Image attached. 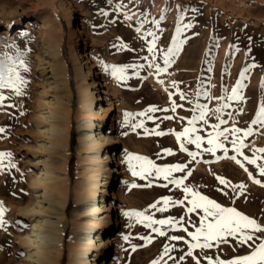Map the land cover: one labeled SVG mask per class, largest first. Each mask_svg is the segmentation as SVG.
I'll return each instance as SVG.
<instances>
[{"label": "rangeland", "instance_id": "obj_1", "mask_svg": "<svg viewBox=\"0 0 264 264\" xmlns=\"http://www.w3.org/2000/svg\"><path fill=\"white\" fill-rule=\"evenodd\" d=\"M72 7L75 11L71 10ZM69 13L71 15L75 13L77 18L75 25H72ZM25 22L30 23V29L23 28ZM8 24H12L13 27L12 32L6 34ZM183 24L192 25L180 36L185 43L173 58L167 73L158 77L155 69L148 65L158 63L163 67L162 54L159 50H166L172 46L176 28L182 27ZM138 28L139 32L136 31ZM149 30L155 32L158 37L155 61L147 51L152 37L142 39ZM48 38L59 39L61 57L67 63L71 85L68 99L73 109L68 128L66 155L72 174L70 201L65 219L66 235H68L65 236V251L61 253L58 264H71V240L77 234L73 221L77 213L82 211L76 202L74 187L78 184V173L82 171V169L78 170L77 163L79 138L85 132V129L80 128V121L76 119L80 100L77 89L80 79L76 78V63L73 59V51L76 48H79L95 66L98 71L96 80L100 81V85H107L103 88L97 87L103 98L99 104L107 108L111 107V103L115 106V109L109 113L111 115L104 133L109 131L112 137L120 140L116 144V155L120 159L122 174H116L119 179L116 181L119 197L113 199L115 205L119 207V225L116 226L115 235L119 241L111 248L106 263L152 264L154 260L159 259L164 244L174 245L176 250L171 255L179 257L182 251L186 252L187 246L182 241H171L168 237L180 235L190 240L185 232L165 229L168 235L159 237L144 224L137 223L134 217L125 216L124 213L142 211L146 215H152L153 219L185 216L187 221L188 216L185 215L184 207H170L166 212H159L150 207L163 196L176 199L182 198V193L173 185H169L168 188L160 187L166 183L163 180L152 179L153 186L147 187V180L132 175L126 158L128 154L144 156L159 166H165L189 163L190 157L179 151V145L173 135H145L144 129L133 130L131 124L143 119L145 128L149 130L159 125L157 130L166 133L170 130L182 131L187 126V120L193 115L191 109L195 104H207L209 109H215L228 103L229 107L221 114V119H225L227 123L221 126V130L233 126L241 129L252 127L254 134L245 139L248 147L243 149L244 154L252 158L255 149L264 148V126L251 123L260 106L264 104V0H0V72L6 71L7 67V61L2 58L4 53L23 59L28 68L27 72L22 68L19 69L21 76L27 81L22 85V95L17 96L11 89H0V94L6 97L3 101L4 106L0 107V128L5 129V132L0 133V152L11 153V161L4 160L3 171H0V202L6 209L4 219L7 221L6 230L0 229V255H4L11 264L16 262L23 264L25 255L24 250L21 249V237L13 238V243L11 236L24 229L28 230L30 225L26 213L19 210L12 202V196L21 195L25 202L34 198L29 185L37 172V167L40 166L36 163L38 156L42 154L37 150V141L42 139L37 131L44 124L39 118V112L42 110L41 107L46 108L43 99L51 97L42 91L40 60L43 59L44 40ZM121 44L126 47L121 49ZM12 45H15L16 50L9 47ZM145 57L147 59H144ZM101 61L118 67L128 65H144V67L139 70L138 75L136 68L128 67L125 73L128 79L118 82L110 72L104 70ZM253 63L256 67L246 73L247 78L242 81L243 88L240 94L244 100L228 101L226 97L231 95V89L241 79L240 73ZM159 79L164 80L165 83L161 85ZM173 82L178 85L179 91L187 94L188 99L192 101L191 104L180 101L177 90L172 87ZM169 92L174 93L172 99L177 104L183 105L178 107L175 113L158 111L150 114L153 120L136 117L129 125L124 124L125 112L135 114L153 106L170 109ZM220 97L225 99L221 100ZM67 102L69 107V101ZM99 104L94 107L96 110L99 109ZM166 115L175 118L163 120ZM179 117L185 119L181 121ZM207 118L208 126L203 125L202 122L197 125L202 129L199 134L205 139L208 138L207 133L212 131L210 126L218 123L216 115L212 112L208 113ZM94 120L99 123L100 117H94ZM73 128L74 140H72ZM204 147L207 145L205 144ZM225 147L229 149V156L235 155L231 151L230 142L225 141ZM165 148H171L175 155H163ZM188 149L196 151L194 145H188ZM257 155L261 157L257 163L264 165V154ZM217 157L221 158L217 159ZM222 157L223 152L220 150L215 157L202 153L198 162L189 163L193 176L185 183L205 186L201 188L203 194L210 195V198L216 199L224 206L236 207L244 214L257 218L258 222L264 225V187L253 184L243 168L234 161ZM237 158L250 172H253L255 178L264 183V177L259 176L254 165H249L242 156ZM54 159L58 160L56 157ZM9 163L15 164L16 167H9ZM87 166L92 170L97 169V162L93 159L87 160ZM214 174L224 176L234 184L244 183L247 186L245 195L233 203L229 197L216 192L215 188L223 186L215 180ZM174 175L179 177L183 173ZM133 184L137 187H132ZM119 189L123 190V194L119 193ZM190 216L198 222L196 213ZM79 217L80 224H91L89 215L84 214ZM184 226L188 227L189 231H195L187 223ZM145 236L152 237L151 244L141 239ZM233 246H236V241L230 239L229 244L219 245L205 252L196 249L193 254H199V257L203 258L206 253L214 259L219 257L227 260L250 252L249 248L238 246L234 251ZM94 250V247L90 250L89 257L93 256ZM161 264L164 262L162 261ZM167 264H173V261L167 260ZM182 264H194V261L185 255ZM202 264H207V260L202 259Z\"/></svg>", "mask_w": 264, "mask_h": 264}, {"label": "bare ground", "instance_id": "obj_2", "mask_svg": "<svg viewBox=\"0 0 264 264\" xmlns=\"http://www.w3.org/2000/svg\"><path fill=\"white\" fill-rule=\"evenodd\" d=\"M71 10L75 11L74 7ZM70 17L72 25H75L77 21L75 13L72 15L69 13V19ZM12 27V24H8L6 34L12 32ZM23 28L30 29V23L25 22ZM58 40L56 38L44 40L43 59L40 60L42 91L51 98L43 99L46 108L41 107L42 110L39 112V118L44 124L37 131L42 138L37 141V150L42 154L38 156L36 163L40 166L37 167V172L29 185L34 198L25 202L21 195L12 196V202L26 213L30 221L28 230L24 229L11 236L12 242L16 237H21H19L22 242L21 249L25 254L23 264H58L61 253L65 251V236L68 235L65 219L70 201L72 175L66 155L68 128L73 109L68 99L71 85L67 63L62 60ZM73 59L76 63V78L80 79L77 85L80 100L76 119L80 121V128L85 129V132L79 138L77 163L78 170L82 171L78 173V184L74 186L76 202L82 211L77 213L73 221L77 234L71 240L70 263L108 264L106 261L109 260L111 248L119 241L115 236L116 226L119 225V207L115 205L113 199L119 197L116 186L119 179L116 174H122L120 159L116 155V144L120 140L112 137L109 131L104 133L111 115L109 113L115 106L111 103V107L107 108L99 104L103 98L97 88L101 86L100 81L96 80L98 71L89 58L76 48L73 51ZM103 87L107 85L104 84L101 88ZM98 104L99 109L96 110L94 107ZM94 117H100L99 123L95 122ZM55 157L58 160H55ZM90 159L97 162V169L92 170L87 166V160ZM118 191L121 193L123 190ZM84 214L89 215L91 224H80L79 216ZM93 247L95 248L93 256L89 257ZM0 264L11 262L4 255H0Z\"/></svg>", "mask_w": 264, "mask_h": 264}, {"label": "snow or ice", "instance_id": "obj_3", "mask_svg": "<svg viewBox=\"0 0 264 264\" xmlns=\"http://www.w3.org/2000/svg\"><path fill=\"white\" fill-rule=\"evenodd\" d=\"M118 7H123V5H118ZM195 11L196 9H192ZM107 15V13H103ZM131 19V17H126ZM181 20L183 17L181 16ZM155 23V22H154ZM143 27V24H141ZM191 24H183V26H178L176 28V35L172 39V46L165 49H160L163 59V67L158 63H149L148 67L154 68L157 76L160 74L167 73L168 68L173 62V58L180 52L185 41L180 39L182 32L185 29L191 28ZM137 32L140 29H136ZM147 37H152L151 41L148 43L147 51L151 54L152 60L157 59V35L155 32L149 30L142 39ZM251 39V38H249ZM11 49L16 50L15 45L9 46ZM121 49L125 48L126 45L121 44ZM239 51L238 48H235ZM251 49L249 48V52ZM4 60L7 61L6 71L0 72V89H11L15 91L17 96L23 94L22 85L26 84L27 81L21 76L19 69H23L25 72L28 71L26 67V62L23 59L4 53ZM144 59H147L145 57ZM105 71L110 72V74L119 82L127 80L128 77L125 75L128 67H134L137 69V75L139 70L144 67V65H128L124 67H118L114 65L104 64L103 61L100 62ZM256 64L246 66L240 73L241 79L236 82V86L231 89V95L227 96L228 101H243L244 97L240 94L243 88L242 81L246 79V73H248L252 68H255ZM211 69H209L210 71ZM158 82L163 85L165 82L159 79ZM172 87L177 90L180 101H187L189 104L192 103L188 99L185 92L179 91L178 85L173 82ZM167 91V88L165 89ZM227 91V89H225ZM174 93L169 92V101L171 102V108H157L155 106L149 107L144 111L137 113H124V124L127 126L136 117H147L148 120H153L151 113H156L158 111L175 113L178 107H182V104H177L175 100L172 99ZM199 95V93H197ZM207 95V93H205ZM6 97L0 94V107H3V101ZM211 99V97H209ZM221 100L225 97H220ZM10 106V105H9ZM229 107L228 103H224L221 107L215 109H209L207 104H195L191 111L193 115L187 120V126L183 128L182 131L170 130L166 133L164 131L157 130L156 128L151 130L145 128V122L143 119L136 123L131 124L133 130L144 129L145 135H155V136H165L173 135L176 142L179 145V151L186 153L190 157L191 162H198V158L202 153L210 154L211 156H216L217 151L223 152V157L225 159H230L234 161L239 167L243 168L245 172L248 173V178L253 184L264 187V183L260 179L254 177L253 172H250L248 168L244 166L238 156H242L244 161H247L249 165H254L258 170L260 177H264V165L258 164L257 161L261 159L258 153L264 154V148H257L253 151V157L250 158L244 154L243 149L248 147L245 143V139L253 135V128L248 127L247 129H241L239 127L233 126L232 128H224L221 130V126L225 125L227 121L221 119V114L223 110ZM212 112L216 115L218 123L212 124L210 127L212 131L207 133V139L201 134H199L202 129L197 125L202 122L203 125L208 126V113ZM175 117L172 115H166L163 120H173ZM184 117H179V120L183 121ZM235 124V121L233 122ZM252 125H262L264 126V104L256 112L255 119L252 120ZM5 132L4 128H0V133ZM231 137V139H230ZM225 141H228L232 145L231 151L235 155L229 156V149L225 147ZM207 147H204V145ZM188 145H194L196 151H189ZM163 155L174 156L175 153L171 148H165L163 150ZM221 157H217L220 159ZM4 160L11 161V153L0 152V171H3ZM129 170L133 176H137L142 180H147V187H152V179L163 180L166 183L160 185V187L168 188L169 185H173L175 189L182 193V198L173 199L171 196H163L162 199L157 200L150 207L159 212H166L170 207H184L185 215L188 216L187 221H185V216H180L176 218L174 216H169L166 219H153L152 215H146L142 211H132L125 212L124 215L128 217H134L137 223L144 224L145 227L151 229L159 237H165L168 232L165 229L183 231L187 234L189 239H185L184 236L172 235L169 238L171 241H182L186 246V252L182 251L179 257H173L171 253L175 251V246L170 244L163 245V251L159 259L154 260L152 264H167V260H172L173 264H182L185 259V255L194 261V264H202V259L207 260V264H264V225L258 222L257 218L250 217L239 211L236 207L224 206L222 203L217 202L216 199L210 198V195H205L202 193L201 188L205 186H192L186 184L185 181L189 177L193 176V170L189 167V163H175L168 164L165 166L157 165L153 160L148 159L144 156L128 154L126 158ZM11 168H15V164L9 163ZM176 173H183L182 176H175ZM215 180L218 181L219 185L223 187L215 188V191L221 193L225 197L234 203L241 196L246 193L247 186L244 183L234 184L230 179L225 178L221 175H215ZM132 187H137L133 184ZM157 205H162V207H157ZM190 205V206H186ZM6 209L3 207V203L0 202V229L6 230L7 221L4 219V213ZM196 213L198 215V222L193 220L190 214ZM202 213V215L200 214ZM185 223L191 225L195 231H189L188 227H185ZM154 225H159V227H154ZM259 234V235H258ZM125 239H128L125 237ZM147 244L152 243L151 236L141 237ZM230 239L236 241V246L247 247L250 252L245 255H238L231 259H220L212 256H208L205 253L203 258L199 257V254L194 255V250L199 249L200 252H205V250H211L219 245L229 244ZM236 246H233V250H236ZM135 250V249H133ZM167 258V260H165Z\"/></svg>", "mask_w": 264, "mask_h": 264}, {"label": "trees", "instance_id": "obj_4", "mask_svg": "<svg viewBox=\"0 0 264 264\" xmlns=\"http://www.w3.org/2000/svg\"><path fill=\"white\" fill-rule=\"evenodd\" d=\"M74 137H75V129L73 128L72 129V140H74ZM71 172V171H70ZM72 175V174H71Z\"/></svg>", "mask_w": 264, "mask_h": 264}]
</instances>
